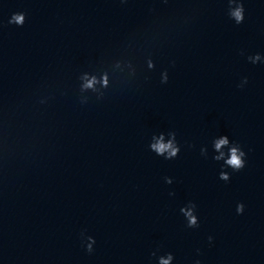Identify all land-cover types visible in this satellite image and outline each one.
I'll return each instance as SVG.
<instances>
[{"label": "water", "instance_id": "95a60500", "mask_svg": "<svg viewBox=\"0 0 264 264\" xmlns=\"http://www.w3.org/2000/svg\"><path fill=\"white\" fill-rule=\"evenodd\" d=\"M0 264H264V0H33L0 88Z\"/></svg>", "mask_w": 264, "mask_h": 264}, {"label": "clouds", "instance_id": "9594fccd", "mask_svg": "<svg viewBox=\"0 0 264 264\" xmlns=\"http://www.w3.org/2000/svg\"><path fill=\"white\" fill-rule=\"evenodd\" d=\"M243 8L241 7H237L233 12H232V16L236 19L237 23H240L243 20ZM14 20L16 23L20 24L23 22V16L21 15H16L14 16ZM92 86V81H89L88 84L86 85V87H91ZM227 143L226 140H221L220 144H224ZM220 144H217V148L220 147ZM171 144L169 145H160L159 147V151H164L166 148H171ZM177 149L173 148L172 152L170 153V155H175L176 154ZM245 155V153L240 152L239 154L237 153V149L233 148L232 152H231V158L228 160V164L231 165L233 167V169L235 170H240L244 167V161L241 160V156ZM221 178L224 180H227L228 177L226 175H221ZM243 206L241 205L240 208H242ZM240 210V209H238ZM191 223H195V218L191 219Z\"/></svg>", "mask_w": 264, "mask_h": 264}]
</instances>
